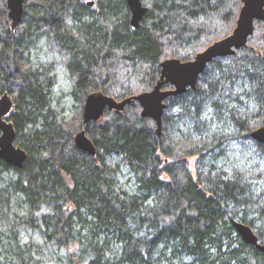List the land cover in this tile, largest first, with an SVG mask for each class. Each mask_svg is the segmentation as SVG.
<instances>
[{
	"label": "trees",
	"instance_id": "16d2710c",
	"mask_svg": "<svg viewBox=\"0 0 264 264\" xmlns=\"http://www.w3.org/2000/svg\"><path fill=\"white\" fill-rule=\"evenodd\" d=\"M93 1L94 7L86 0H24L23 18L12 31L0 0V94L6 91L13 100L8 120L14 143L27 153L19 168L0 159V172L16 173L8 187L30 204L29 225L42 221L51 228L47 237L64 246L82 237L87 253L73 263L85 258L88 264H108L104 246L112 235L120 250L114 264H157L158 247V259L169 251L166 260L187 258L186 264H264V252L245 243L230 222L247 224L264 243V191L258 193L250 181L263 182L264 169L255 168L249 177L239 169H218L215 160L230 137L199 125L204 114L227 112L225 126L235 127L234 135L251 139L264 155V143L250 137L264 125L263 23L254 21L246 46L210 61L194 89L165 99L157 135L155 122L140 115L135 101L83 124L86 95L100 91L120 100L150 90L162 60H190L229 35L242 2L141 0L147 11L134 28L125 0ZM29 36H46L69 72L78 104L70 120L50 107L48 73L20 62ZM244 95L253 106L246 108L253 109L250 114L236 106ZM180 122H193V131L180 132ZM83 129L95 155L74 145ZM121 167L133 176L134 194L117 187ZM10 198L9 192L0 194L2 223ZM74 221L87 229L78 240L70 232Z\"/></svg>",
	"mask_w": 264,
	"mask_h": 264
},
{
	"label": "rangeland",
	"instance_id": "374dc122",
	"mask_svg": "<svg viewBox=\"0 0 264 264\" xmlns=\"http://www.w3.org/2000/svg\"><path fill=\"white\" fill-rule=\"evenodd\" d=\"M23 43L21 45V47L24 46L22 51L20 49L22 53L20 62L24 65H28L32 68L31 70L37 69L40 72L48 73L50 79V86L48 88V96L51 100L50 107L64 121L70 120L78 104L72 95L73 81L60 55L57 51L50 49L46 36L40 38L29 36ZM246 96H242V101H240L238 105L236 104V106L238 110L249 113L246 109L247 106L251 108L253 106L247 104ZM13 110H15L14 106L11 112ZM252 111L253 109L250 110V113ZM184 121L187 120L183 119V122ZM228 123H230V120L227 112H215L213 115L204 114L199 124L200 128L202 127L203 130L209 128L215 135L226 134V136L230 137L229 142L224 144L223 153L215 160L216 167L227 171L239 169L248 177L252 175L255 168L264 169V155L258 154L251 139H245L234 135V132H237V130L233 126L226 127L225 124ZM189 124L190 125L183 126L180 122V132H192L194 123L189 122ZM258 127L260 126L255 128ZM15 179L16 173L13 170L0 172V194L3 195L5 192L11 194L9 209L6 216L7 220H5L4 223L0 221V264H74L72 262L73 258L85 257L87 249L82 243V237L81 243L77 242L74 245L73 242H69L68 245L64 246L55 236L51 238L47 237L46 232H51V228L48 227L47 224L44 226L42 221H36V225H29L28 221L30 217L33 216V210L31 211L30 204L23 195L16 192L12 193L13 190H10L8 187V183ZM250 181L253 188L256 189L258 193L264 191V181H257L255 178H250ZM116 182L117 187L124 189L127 193L134 194L136 192L137 185L132 174L126 167H121L118 171L116 174ZM38 206L39 204L37 207ZM74 220L76 219L74 218ZM38 224L44 227L45 232L41 230ZM70 232L73 238L78 240V235H85L87 229H82V224L74 221ZM13 234L16 236L15 242L12 238ZM111 236L112 235H109L107 237L108 246H104V248H106L104 256L108 264H114L112 261L113 258L120 253L118 249L119 244L115 239H112ZM99 238L103 239L104 234L99 235ZM75 246L77 250L73 253L72 249ZM160 249L161 248L158 247V251L154 255L157 264H186L189 261L187 258L182 261H168L166 258L171 257L169 251H167L166 258L161 257L162 259H158L160 256ZM81 262L88 264L85 258Z\"/></svg>",
	"mask_w": 264,
	"mask_h": 264
},
{
	"label": "water",
	"instance_id": "95a60500",
	"mask_svg": "<svg viewBox=\"0 0 264 264\" xmlns=\"http://www.w3.org/2000/svg\"><path fill=\"white\" fill-rule=\"evenodd\" d=\"M7 16L10 19V28L13 31L21 22L24 14V0H4ZM130 10V23L138 28L147 7L141 0H125ZM238 17L232 32L211 43L202 51L197 52L190 60L182 61L178 58H166L160 62V74L155 85L147 91L116 100L112 96L100 91L86 95L82 108L83 123L99 120L105 110L122 111L127 104L133 101L141 107L140 115L151 118L156 124V133L160 135L162 116L166 108L165 99L184 93L188 88L194 89L199 75L207 64L217 57H225L235 53L247 45L248 37L254 32V21L263 23L264 27V0H241ZM93 1H88L92 5ZM264 34V30H263ZM169 84V87H165ZM13 107V100L8 92L0 95V159L12 167H21L27 153L15 145L16 132L11 121L8 120ZM250 137L259 143H264V125L250 132ZM74 145L83 152L95 155L96 148L85 130L74 135ZM235 231L247 244L254 246L259 252H264V243L259 242L257 235L250 226L235 219H230ZM75 264H84L77 262Z\"/></svg>",
	"mask_w": 264,
	"mask_h": 264
},
{
	"label": "bare ground",
	"instance_id": "6f19581e",
	"mask_svg": "<svg viewBox=\"0 0 264 264\" xmlns=\"http://www.w3.org/2000/svg\"><path fill=\"white\" fill-rule=\"evenodd\" d=\"M92 5H94V2H93V4ZM92 5H89V6H92ZM9 18V17H8ZM9 23H10V19H9ZM83 122V121H82ZM84 124V123H83ZM78 262H81V261H78ZM77 263V262H76ZM75 264V263H74Z\"/></svg>",
	"mask_w": 264,
	"mask_h": 264
},
{
	"label": "flooded vegetation",
	"instance_id": "af4514ba",
	"mask_svg": "<svg viewBox=\"0 0 264 264\" xmlns=\"http://www.w3.org/2000/svg\"><path fill=\"white\" fill-rule=\"evenodd\" d=\"M89 1H93V0H89ZM94 2V1H93Z\"/></svg>",
	"mask_w": 264,
	"mask_h": 264
}]
</instances>
